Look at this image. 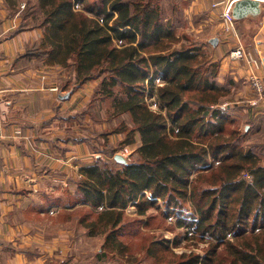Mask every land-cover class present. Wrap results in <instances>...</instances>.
<instances>
[{
	"label": "trees",
	"instance_id": "1",
	"mask_svg": "<svg viewBox=\"0 0 264 264\" xmlns=\"http://www.w3.org/2000/svg\"><path fill=\"white\" fill-rule=\"evenodd\" d=\"M5 1L13 12L25 3L20 30H42L28 55L72 70L76 87L98 81L80 115L97 122L99 108L107 106L110 127L97 135L105 139L102 153L110 155L83 166L76 192L55 199L67 208L79 205L62 212V220L71 221L77 234L102 236L106 259L118 253L130 264L132 246L147 236L140 232L142 217L162 207L169 209L163 216L180 215L190 202L194 219L178 223L202 241L210 239L204 255L173 254L169 242H153L148 259L155 245L167 253L149 263L264 264V165L240 145L228 114L210 109L223 95L215 81L219 64L199 44L175 46L178 39L164 22L159 1ZM75 3L83 9L74 10ZM160 74L165 84L158 98L165 115L145 102L147 86ZM111 134L123 135L116 146L108 142ZM137 138L141 145L130 160L117 161V150ZM131 206L135 216L126 212Z\"/></svg>",
	"mask_w": 264,
	"mask_h": 264
},
{
	"label": "crops",
	"instance_id": "2",
	"mask_svg": "<svg viewBox=\"0 0 264 264\" xmlns=\"http://www.w3.org/2000/svg\"><path fill=\"white\" fill-rule=\"evenodd\" d=\"M178 1L186 6L188 32L208 36L202 50L219 64L215 81L222 86V111L246 120L249 133L254 125L260 130L264 97L257 99L250 79L258 76L264 82V0L237 2L232 33L224 32L214 0ZM21 22L19 10L13 12L0 0V264H83L78 256L63 260L64 252L75 249L87 235L77 234L71 221L61 218L62 212H74L79 205L67 208L55 199L76 192L83 166L108 158L98 150L105 148V139L97 134L110 125L80 115L98 81L76 87L72 70L28 55V47L39 43L43 33L40 28L20 30ZM239 45L249 59H230L229 53ZM43 68L62 77L61 92L51 90L49 77H40ZM122 138L111 134L108 142L116 146ZM140 145L137 138L119 151L130 152ZM126 212L135 214L136 209L131 206ZM51 228H55L52 237ZM102 252L96 254L99 260L104 258Z\"/></svg>",
	"mask_w": 264,
	"mask_h": 264
},
{
	"label": "rangeland",
	"instance_id": "3",
	"mask_svg": "<svg viewBox=\"0 0 264 264\" xmlns=\"http://www.w3.org/2000/svg\"><path fill=\"white\" fill-rule=\"evenodd\" d=\"M159 3L161 4L162 8V16L164 22H170V27L175 31L176 38L178 39V42H175V46H179L180 44H199L203 46L202 42L207 44L206 38H208L207 35H202L199 34L198 37L195 35L191 34L188 32V26L185 21V15H184V7L185 4L179 3L178 0H158ZM25 6V3H22L20 6V9L18 7L20 17H21V9H23ZM22 18V17H21ZM23 23V20L21 24ZM204 36L203 38H201ZM207 36V37H206ZM204 43V44H205ZM207 52V54H210L211 52L209 49L204 50ZM208 58V56H206ZM208 60V59H207ZM210 62V61H209ZM211 63V62H210ZM34 66L36 64L34 63ZM70 72L71 70L68 69ZM43 72V73H42ZM42 72L40 73V77L42 76L44 80H48L49 77V86L52 89L55 87H60L64 89V84L62 77L58 79L57 77H53V71L47 73L46 69L43 68ZM58 76V74H55ZM45 76V78H44ZM46 82V81H45ZM58 85H56V84ZM164 86V85H163ZM162 86V87H163ZM49 88V87H48ZM53 92H59L54 91ZM61 92V91H60ZM258 99V97H257ZM212 106H216L215 108H221L222 110V98L218 102V104H214ZM211 107V106H210ZM107 108V106H104V109ZM99 123H107V117H106V112L104 109L99 108ZM211 109V108H210ZM228 117L230 121H233L234 123L230 126V128L235 129L238 131V134L242 139L240 140V145L243 146L244 150H251L255 152L258 155V158L261 160V164L264 165V125H262V128L258 130L259 128L257 127L258 125H254L252 132H248L246 130V126H248V123H246V120L242 119H235L233 114L228 113ZM126 118V117H125ZM102 121V122H100ZM129 125L131 126V122L126 119ZM170 124H168V127ZM109 128V127H108ZM71 129V128H69ZM79 129H87V128H79ZM71 131V130H66ZM74 134V131H72ZM100 152L103 151V149H98ZM120 149L117 150L116 154L121 155L124 158H130L131 154L136 150L133 149V151H128L127 155H123L122 152L123 150L119 151ZM126 153V152H125ZM115 154V155H116ZM110 155V153H108ZM113 159V158H112ZM129 161V160H128ZM214 166H218V164H215ZM244 177L250 179L248 174H244ZM166 209L162 207L160 211H157L156 209H152L150 211V218L148 217H142V222L143 224L139 227L141 234H146V239L145 242L142 241L139 244H134L132 246V249L130 250V255L128 261L130 264H154V263H149V262H155V257L154 256H159L160 254L162 255L163 253L167 252H162V249L160 246L155 245L153 248V251L155 252V255L152 256L151 259H148L147 255V248H150L151 243L153 242H162V241H167L170 244V251H172L173 254H189V253H196L200 256L204 255V248L211 243L210 239L209 240H203L196 237L194 239H188L189 237V232L187 231L189 229L188 226H184V223L190 222L194 219V216L192 215V204L189 202L185 205L183 208V212L181 214H172L170 216H163ZM180 210V209H179ZM178 210V211H179ZM177 211V212H178ZM176 212V213H177ZM180 213V212H179ZM128 214V213H127ZM129 216H135V214H129ZM171 218V219H170ZM179 220H181L184 223H181V225L178 223ZM145 224V226H144ZM48 236L52 237L55 234V228H51L49 230ZM145 236V235H144ZM84 238L80 240V242L77 244L75 249H70V251H65L63 254V260H68L72 261L73 256H78L80 262L83 264H124V260L122 256L118 253L114 256V258H107L104 257L102 260H98L97 253L101 249L102 246V236H89L85 235L83 236ZM157 251V253H156ZM103 253V252H102ZM155 258V259H154Z\"/></svg>",
	"mask_w": 264,
	"mask_h": 264
},
{
	"label": "built area",
	"instance_id": "4",
	"mask_svg": "<svg viewBox=\"0 0 264 264\" xmlns=\"http://www.w3.org/2000/svg\"><path fill=\"white\" fill-rule=\"evenodd\" d=\"M239 1L240 0H214V2L212 3L213 8H215L219 12V17L223 22V30L226 33L235 32L234 9H235L237 2ZM82 9H83L82 4L80 3L74 4V10L79 11ZM98 20L100 23H103L104 19L103 17H100ZM118 43L121 44L122 42H118ZM229 57L231 60H240L244 58L249 59L250 55L248 54V52L244 49L242 45H239L237 48L231 50V52L229 53ZM152 77L153 76H151L150 79ZM152 82H153L152 87L150 88L149 86H147V91L145 93L146 105L151 111L162 113L163 115H165V111L161 109V104L158 98V88L162 87L165 84L163 75L160 74V75L154 76L152 78ZM250 83H251L252 88L255 91L256 96L258 97V100L263 99L264 82L262 78L258 76H252L250 79ZM147 85H148V82H147ZM52 90L58 91L59 88L55 87ZM253 104L255 105L256 101L253 102ZM215 107L216 106H211V109H215ZM175 131L177 132V130ZM127 152L128 151L125 149L123 152V155H127ZM215 164H218V162H216ZM187 231L189 232L188 239H194L196 237V234H194V232L190 228ZM228 237H231V235H229Z\"/></svg>",
	"mask_w": 264,
	"mask_h": 264
},
{
	"label": "water",
	"instance_id": "5",
	"mask_svg": "<svg viewBox=\"0 0 264 264\" xmlns=\"http://www.w3.org/2000/svg\"><path fill=\"white\" fill-rule=\"evenodd\" d=\"M234 13H235V10H234ZM115 159L119 162H125L126 161L123 156L117 155V154L115 155Z\"/></svg>",
	"mask_w": 264,
	"mask_h": 264
}]
</instances>
